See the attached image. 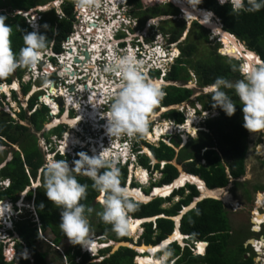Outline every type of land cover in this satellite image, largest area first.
I'll return each mask as SVG.
<instances>
[{
    "label": "trees",
    "instance_id": "16d2710c",
    "mask_svg": "<svg viewBox=\"0 0 264 264\" xmlns=\"http://www.w3.org/2000/svg\"><path fill=\"white\" fill-rule=\"evenodd\" d=\"M49 1L53 0H42L41 2L38 0H0V16H6L7 20L5 23L12 28V49L17 54L24 46L23 35L33 31H39L46 35L50 41V48L55 52H62V42L72 33L76 19L73 0L63 1V16L56 13V9L39 12L41 20L38 30L30 27L25 16L17 13V11H25L37 5H45ZM129 2L135 4L134 8L138 10L136 14L140 17L142 23L146 19L152 18V16L142 17L145 11L142 9V4L139 3V0H129ZM177 6L180 7L179 5ZM199 6L200 8L213 11L220 18L224 28L237 38L245 41L247 49L256 52L264 62V9L255 13H241L237 16L232 14L230 4L221 6L218 0H203V3ZM160 14L167 15L169 13L162 10ZM186 19L190 21V19ZM218 23L221 27L220 22ZM194 24L200 29V40L211 42L208 30L197 22H194ZM45 25H47V29H45ZM161 28L165 34H170L171 43L178 42L185 31V25L172 26L171 29ZM220 39L223 46L216 42L211 48L204 47L200 53H198L200 48L191 33H187L186 38L177 44L180 55L175 59L166 76V80L172 82V84L164 87L165 95L162 97V106L158 105L155 107L154 113L160 112L163 108H166L165 106H179L185 102L195 105V102H199L204 109H216L219 114L208 118L204 123L206 130H199L197 137H190L183 146L181 145L180 135L171 137L172 145L163 140H160L159 144L155 145L147 143L145 138L140 139L158 162L152 166L151 159L145 154H140L138 155L139 164L147 169L152 168L150 169L151 173L153 170H158L161 173L159 180L152 182L149 189L143 190L147 194L151 192L153 187L168 185L179 176L178 167L171 163L173 160L181 164L186 172L198 175L210 189L227 186L231 178H237L244 173L248 131L243 127V112L239 99L233 93H229L237 104L236 114L229 118L219 108H213L210 93H200L196 100L192 101L191 98L195 90L185 85L192 80V73L195 75L197 85L200 88L211 85L218 77L230 80L241 78L239 73L231 71L229 64V61L237 62L240 60L221 54L218 51L221 48L223 53L237 57L239 55L237 50L228 40L221 36ZM151 72L152 75L155 74L160 77V71L152 70ZM24 73L25 69H18V77L22 78ZM13 77L14 73L6 78H0V83L11 82ZM178 82L185 86L176 85ZM27 89L28 87L24 84V92ZM54 92L53 89L52 93ZM46 96L54 101L49 94ZM14 97L16 98L15 92ZM37 100L36 97L30 100L29 109H22L19 113V120H16L10 112L0 111V147H10V150L0 149V166L7 159L8 153L12 152V158L4 166L0 167V182L6 179L10 181L7 187H0V200L10 199L16 202L26 192L25 200L28 204L33 202L36 213L34 214V211L29 206H25L24 210L26 209L28 212L23 213L21 211L18 217L14 219L13 228L8 233L13 236L11 238L14 243L15 257L11 262L6 259L5 249L7 243L0 239V264H46L44 260L45 252H41V249L45 247L52 249L53 246L62 262H64L66 257L68 264H89L91 258L87 253L81 252L80 245H72L70 243L63 254L59 252L62 241L67 240V237L59 228L60 210L47 199L42 187L45 156L39 147L37 134L32 132L28 125L20 122L24 120L29 122L37 132L44 128L47 117H49V108L45 105H42L40 109L35 108L38 103ZM32 108L34 110L29 114ZM166 109L162 112L164 113V118L171 119L176 124L185 122V114L183 112L177 108L170 109L168 107ZM65 129L60 126L52 129V131H44L43 133L48 136L49 132H55L58 136H62ZM150 130L151 127L149 126L148 131ZM15 145L19 147V150L14 148ZM178 147L180 149L177 152L176 148ZM135 150L138 149L135 148ZM81 152L90 156L88 151L77 149L72 159L71 165L73 167L74 162L80 159L79 153ZM57 158L58 160H63L64 157L58 154ZM161 162H165L162 169H160ZM120 172L121 183L126 185L127 166L120 164ZM38 178L41 181L40 185L35 189L30 188L32 182L37 181ZM77 179L81 184L89 185L87 199L82 201V203L92 207L94 212L96 205L101 208L100 203L97 201V197L100 194L91 188L92 181L88 177L79 174ZM131 187H140V185L133 181ZM186 190H190V193L182 198ZM198 195L199 191L196 185L186 184L183 188L175 190L170 197H158L147 203L142 202L139 210L132 213L130 217L140 219L160 216L155 223L143 224V241L155 246L172 235L174 221L169 217L178 215L183 210V207L188 206ZM176 196H179L180 199L173 202L172 206H163L165 202H170ZM15 208L18 209V207ZM163 214L165 217H161ZM0 227H2V224H0ZM95 227L99 230L100 235L104 236L103 241H132L129 233L124 236H118L111 230L110 225H106L100 220L95 224ZM231 229L230 213L223 202L214 198H205L199 201L196 207L187 211L180 223L181 232L190 235L188 242H208L205 254H193V251L189 246H186V243L184 249L177 242L168 244L169 246L165 247L173 250L174 255L171 260L175 259L174 264H255L253 255L246 257L249 249L244 246L243 240L236 243L234 248L229 247L233 238L230 233ZM254 229L258 231L259 225H256ZM49 231L55 235L51 242L46 236ZM15 234L19 235L18 238ZM253 241L254 239L251 243ZM261 242H264V238ZM86 243L93 251L97 250L96 245H94L95 242L92 243L91 240H87ZM198 246L199 250L203 252L204 243H199ZM110 252L111 247L101 251L105 257L98 264H134V259L137 256L136 250L129 247H120L114 253ZM106 254L109 255L106 256ZM78 257H81V262H76Z\"/></svg>",
    "mask_w": 264,
    "mask_h": 264
},
{
    "label": "clouds",
    "instance_id": "9594fccd",
    "mask_svg": "<svg viewBox=\"0 0 264 264\" xmlns=\"http://www.w3.org/2000/svg\"><path fill=\"white\" fill-rule=\"evenodd\" d=\"M73 2L77 8L89 6L91 4V0H73ZM187 2L195 9L203 3V0H187ZM218 2L221 6L230 4L232 14L237 16L241 13H255L264 9V0H218ZM203 9L204 8H201V10ZM39 10H42L39 12L46 11V9ZM75 13L77 18L76 9ZM6 20V16H0V78L10 76L17 69H33V71H37V73L41 72L37 66L40 65L43 58L47 57L49 50L50 57H52L53 60L58 58L57 52L50 49L48 37L39 31L25 33L23 35L24 46L20 49L18 54L14 52L11 40L12 28L5 23ZM44 27L47 29V25ZM208 29L211 28L208 27ZM70 35L68 37H70ZM186 36L182 40H184ZM217 36L219 37V35ZM145 44L148 47H139L141 51L136 48L133 55L125 52L124 54L114 57L110 63L105 66L107 72L119 78L116 91L109 94L111 103L107 113V132L111 137L125 136L130 140L146 138L149 123L154 115V108L164 96L161 85L149 79L151 77L149 75L151 69L158 68L154 66L151 67V60L146 58V55H152L150 54L151 52H147L152 44ZM155 44L156 42L151 47L152 50L155 49ZM157 45L159 44L157 43ZM144 49H146V51H144ZM132 51H134V49H132ZM224 54L229 56V54ZM155 55L156 58L154 61L161 64L158 51L153 53V56ZM179 55L180 52L178 50L177 56ZM145 61H148L147 65H145ZM229 64L231 71L239 73L241 78L230 80L224 77H218L211 85L204 88L206 92L211 94L213 108H219L229 118L234 116L237 111V104L232 95L229 94L233 93L235 97L239 99L242 108L244 120L243 127L250 133H264V62L258 63L256 61L248 62L242 60L237 62L229 61ZM51 66L52 64L50 63V67ZM35 68L36 70H34ZM158 70L161 71V69ZM192 75V80H194L196 77L193 73ZM193 82H197V80L195 79ZM44 83L47 86L50 82L45 80ZM171 83L172 82L169 84ZM46 106L48 105L46 104ZM48 108L50 111L51 108L49 106ZM192 109L198 111V115L205 113L202 122L203 128L199 130H206L204 127L206 120L218 116L219 114L218 110L204 109L201 105H198V108L193 106ZM195 115L196 114H194V116ZM188 117L189 116H186L185 122L179 125H186ZM191 126H194V123H192ZM168 140L169 143H166L172 145L170 139ZM185 143L186 141L184 144ZM86 151H88L90 156L87 153H79L80 159L74 162V167H70L66 160H57L54 157L46 158L43 166L42 187L47 199L60 210L59 228L64 233L65 237H67L68 241L72 245H80L81 252L83 249L85 251L83 252L87 253L91 259L99 254L98 258L101 257L99 259V261H101L104 259V255L99 252V250L103 251L110 247V244L108 245L106 241H103L104 236L96 238V236L92 235V238L97 239L91 241L97 244L96 252L84 248L86 238L89 237L88 235L91 231L90 217L94 209L82 203V201L87 199L89 185L81 184L77 179V175H84L92 181L91 188L100 194L97 199L102 209L101 211L95 212V215L102 223L110 225L111 230L118 236H124L128 233L130 235V218H132L130 215L139 210L142 200L137 192L131 190L127 185H122L120 178V156L110 154L108 148L104 149L96 156H92L88 149ZM144 154L151 159L147 153L144 152ZM126 157L127 160L125 163H127L128 168L132 156L129 154ZM156 163L157 162L154 164ZM161 163L162 166L165 165V162ZM141 168L144 167L142 166ZM144 169L147 171L149 170L147 168ZM4 181L7 183L10 182L8 179ZM22 195L24 196L25 194L23 193ZM171 195L169 194L167 197ZM1 203H4L3 200H0V204ZM17 206L18 205H16V207ZM15 210L18 209L15 208ZM142 226L143 224L141 227ZM12 228L13 227L10 226L8 231ZM8 231L4 238H0L4 240L5 243L13 242L11 238L13 236L10 235ZM183 236L186 246H189L192 251H196L195 255L205 254L208 246L207 241L188 242L190 235L184 234ZM174 242L182 246L179 241ZM199 243H204L205 245L203 252L198 250L197 245ZM246 245L249 246V243L247 242ZM159 252L161 255L158 259L161 261V264H167V261L174 255L173 250L168 247H164L161 251L156 252V257ZM5 256L7 259L8 251L6 252V249ZM14 257L15 253L7 260L11 262ZM174 260L175 259H173V261Z\"/></svg>",
    "mask_w": 264,
    "mask_h": 264
},
{
    "label": "rangeland",
    "instance_id": "374dc122",
    "mask_svg": "<svg viewBox=\"0 0 264 264\" xmlns=\"http://www.w3.org/2000/svg\"><path fill=\"white\" fill-rule=\"evenodd\" d=\"M38 1L41 2L42 0H38ZM63 1L64 0H61L60 1V5L58 4V6L55 8L57 10V13L60 16L64 15L63 11H62V3H63ZM115 1L116 0H91V4L89 6L83 7L85 9V13L84 14H85V21H87L86 23H83V21H84L83 17L84 16L82 14V10H84V9L83 8H77L75 6V9L77 11V18H76L77 20L74 21L73 31L74 32L77 31V32H76L75 37L73 39H71L70 42L68 43L69 47H72L73 51L69 52L68 49H65L64 48V44L62 42V45H61L62 52H60V53L57 52L58 58L56 60L62 62L63 65L68 64L65 67H68L67 69L71 70L70 66H71V63H73V57L75 55H78L79 57H84L83 53L78 51L77 46L80 45V44L81 45L86 44L87 45L86 50L88 51L90 49V45L89 44L92 43L91 39L93 40V42H95L97 40L94 37H96L97 35H102V34L99 33V28L106 29V28H108L106 26V24H108V23L111 24V23L115 22V24H117V25L112 27V31H113L114 35H112V36H110V38H108V42L113 44V51H111V49H110L111 46L107 42L104 43L105 47L103 46L101 51H100L99 60H104V61L107 60L108 62L107 63H101V62L96 61L98 63V65H97V63H93L95 65L90 66L91 68H89L88 70L86 68H83V69L87 70L86 73H89V74H92V75L94 74V71L99 68L97 75L94 76V78H95V80L93 82V86L94 87L99 86L100 84H102V81H101L102 78L106 77L105 79H106L107 89L109 91H112V92H114V90L116 91V86L118 84L119 78L116 77L114 74H111L110 72L105 71L104 67L107 64L110 63V61H111L110 60V57H111L110 54L111 53L114 54V55H112V59L114 57H117V56L121 55V54H124L125 52L130 53V54L133 55L132 49H131L132 47L127 45V48H125V46H124L125 43L121 42V40L118 41L116 39L117 38L116 35L119 34V33H123L125 28H130V29H136L137 27L138 28H142V30H143L142 31L143 32L142 36H143V38H144V40L146 42L150 43L154 39V41L151 42V44H152V45H150L151 47L154 45L155 42L159 44V45H157L156 49L152 50L151 47H150V49L147 52L148 53L151 52L150 54H152V55H153V53H156V51H158V53H159V57H160L159 60H161V64L157 63L156 67L158 69H161L162 74H160L161 77H159L156 80L153 78V80L158 82L161 85V88H162L163 92H164V87L166 85H169V83H170L169 81H166V76H167V74L169 72L170 66L172 65V63H174L175 59L178 57L177 56L178 55V51L177 50H179V48H178L177 43L180 42L187 35V33H191L192 37L195 40V42L198 44V46L200 48L198 50V53H200L201 50L204 47H206V46L211 48L212 46H214L216 44V42H219L222 45V42L220 41V36L219 37L217 36L219 34L216 33L212 28L208 29V27H210V26L206 25L205 23L203 25L202 24L203 23L202 22V18L192 19L190 21H188L187 19H184L183 16H185V14H184L183 10L180 7L177 8V5L169 2V0H139V3L142 4V9L145 11L142 14V17H148V16L149 17L150 16L153 17V18H151L149 20V22L146 23V25H143L142 21L140 20V17L136 14V12L138 10L134 8L135 4L130 3L129 0H122V1L121 0H117L118 5H117V8H116ZM94 2H95V5H94ZM49 3H52V2L51 1L47 2L45 5L40 7V9H46V11H48L49 9L47 8V5ZM98 4H99V6H98ZM169 6H172V7H169ZM38 7L39 6H36V8H38ZM98 7L103 9V12H101L100 19L97 22H95L94 19H91V15H93L91 12H92V10L93 11H98ZM198 8H200V6H198ZM110 10H112V12L115 13L116 15H114L112 17H108L106 19L105 15H109L110 12H108V11H110ZM162 10L167 11L169 14L161 15L160 13H161ZM0 11H1V9H0ZM104 12H106V13L108 12V14H106ZM88 15H90V16L88 17ZM115 17H117V19H114ZM90 20H93L95 22V25H96V29L95 30H91L90 29V28H92L90 26L92 23H89ZM150 21H151V23H150ZM194 22L199 23L200 25H202L204 28H206L208 30V32L210 34L211 42L208 43V42H206L203 39L200 40V38H199L200 29L197 26H194L195 25ZM177 25H185V31L183 32V35L180 37V40L178 42L171 43L170 42V37H171L170 34H165L161 30L162 29L161 27H166L168 29H171L172 26L177 27ZM82 26L84 27V31H85V32H83V35H82V29H83ZM206 26H208V27H206ZM86 30H88V31H86ZM110 31H111V29H110ZM125 31H126V29H125ZM89 32L92 33L91 39L88 37V33ZM106 39H104V41H106ZM239 40H241V39H239ZM241 42H243V41L241 40ZM243 44L246 45L245 42H243ZM144 46L148 47L146 44ZM81 48L83 49V47H81ZM50 49H52V48H50ZM220 50L221 49L219 48L218 51L221 54H223ZM110 51H111V53H110ZM179 52H180V50H179ZM90 55H91V53H90ZM230 57L237 58L235 56H230ZM170 59H174L173 62ZM52 60L53 59H52V57H50V50H49V52L47 53V57L43 58L42 61L40 62L41 66L40 65L37 66L38 69L41 72L37 73L36 71H33V69H25V73L23 74V77L21 79L20 78L19 79L15 78L12 81V84L11 83L10 84H6L4 82L0 83V111L1 110L7 111V112L9 111L11 113V115L16 120H19L20 119L19 113L22 111V109H29L30 100L35 98V97L38 99L37 100L38 103H37V105H35V108L40 109L42 107V105L46 106V104L51 107V105H49L44 100H42L43 96L49 94L50 97L55 102H57L58 110H57V112H54V110H53V114H51L50 111H49V117H47V121L45 123L46 130H44V128H43V129H41L40 131L37 132L35 130V128H33V126L29 122H27L25 120L24 121H20L21 123H23L25 125H28L31 128V131L37 134L39 147L41 148L42 152L44 153L45 160H46V158H48L47 154L49 152L55 151V149L57 147L56 143H57L58 135L55 132H49L50 134L47 136L43 132L44 131H49V130L52 131V129H55V128L60 127V126L66 128L63 131L64 132L63 135H65L67 137L69 136L70 138H72V137H74L75 139L78 138L77 139L78 141L82 140V143H83L82 144L83 145L82 149H84L85 151L88 149V150H90V152L93 151L94 154H97V153H99V151H97V150L94 151L92 149L93 145L94 144L95 145L98 144V142L101 140V137L104 136L103 134L105 132H102L99 129L95 131V129H93L94 128V126H93L94 124L92 122H90V120L88 122H86L87 120L84 121L83 119H82L83 121L80 120L81 122L78 121L77 122L78 123V127H79L78 129H76V127H73L71 124H69V125L66 124L67 122L66 123L61 122L62 124H59V125L57 124V125H54V126H48L49 124H51L50 123L51 121H53L57 117H60V116L62 117L63 114L64 115L66 114L68 108L65 111L63 110V106L65 107V101L63 99H67V96H68V95L66 96V94H71L72 98H74L76 100V104L78 103V106H76L75 101L72 104L73 107H71L70 112H68V114H67V116L70 117V118L75 119V118L79 117V107H84V108H87L89 106L93 107V105H91L90 102H89L88 91L87 90L85 91V89H83V90L80 89V87L83 86L82 84L77 85L75 90H78V91H73V92L68 91L67 86H69V85L66 84L65 86H62L63 89H61L57 94H51L50 93L51 91L49 92V90L44 92L43 88H46V86L43 87V88L42 87H36L41 82V79L49 77L50 74H48L44 70L47 68L48 65L50 66V63L52 65H55L56 60L55 59H54L55 61L54 60L52 61ZM147 62L148 61H145V65H147ZM79 67L82 68L83 66L80 65ZM158 69L153 68V69H151V71L152 70L159 71ZM51 71H53V70H51ZM151 71L149 72V75L151 74ZM161 71H160V73H161ZM16 72H18V69L14 73H16ZM83 73H85V72H83ZM60 74L64 75L63 77L65 79L67 78L66 75H68V74H66V72H64V67L61 68ZM89 74H87V75H89ZM148 78H149V76H148ZM149 79H151V77ZM164 80H165V82H164ZM15 81H18L19 88L18 89L15 88V90H14L11 87H13V84H14ZM66 82L71 84L72 82L74 83L76 81L72 80L71 78H69V79L66 80ZM115 82H117V83H115ZM30 83L33 84L32 85V89L28 93L24 92L23 85L25 84V86L28 87ZM5 85L9 86V91L8 92L5 90V87H6ZM176 85L180 86V85H183V84L181 82H178ZM185 85H186V87L188 86V87H191V88H193L195 90V93L193 94V96L191 98L192 101H195L197 96L201 92H206L205 91L206 89L200 88L197 85V82H193V80L187 82ZM185 85H183V86H185ZM63 91H65V92H63ZM14 92L16 94V98L14 97ZM100 94L103 95L102 93L99 92L97 97H96V99L99 98ZM164 95H165V92H164ZM85 96H86V99H88L87 103L85 102V100H80V97L84 98ZM56 98H59L58 101H56ZM59 100H60L61 103L59 102ZM110 103H111V99H110V101L108 103H106L103 106H101V111L100 112L99 111H95L97 114L101 113V117L103 118V119L97 121L99 124L100 123L104 124V121L107 119V117L104 115L105 114L104 111H106L108 113V111H109L108 106H110ZM161 103H162V99L156 105V107L158 105L162 106ZM59 104H60L61 107L59 106ZM92 104H95V102L92 101ZM198 105H200L199 102H195V105H192L189 102H185L184 104L179 105L177 107L178 110H180L181 112H183L185 114V117L189 116L188 120H189V118L191 120L190 122L187 121L186 126H181V125L177 124V125H179V127H175V124H176L175 121L172 120L175 123L174 124L171 120L163 117L164 113H162V112L165 111L164 109H162L158 113H154L153 118L151 119V121L149 123V126L151 127V131L147 132V136L145 138L146 142L158 145L159 141L163 140V141L169 143L168 139H171V137H174L176 135H180L181 145L182 144L184 145V141L185 140H186V143H187V141L190 139V137H197L199 129L203 128V126H202L203 123L202 122H203L204 114H205V113H201L200 115H198L197 114L198 111H195V110L192 109L193 106L198 108ZM166 108H168V107H166ZM33 110H34V108H32L29 111V114ZM55 113H57V114L55 115ZM194 114H196V115L194 116ZM165 121L170 122V124H171V126L173 128V129L171 128V131H170L171 133L170 132L165 133V134L161 135V137L159 139L151 138V134H152V132H154L153 130H154L155 126L156 125H162V123H164ZM58 123H60V122H58ZM158 123H160V124H158ZM192 123H194V126H191ZM103 126L104 125H101L100 127H103ZM65 132H68L69 135H66ZM71 134H74V135H71ZM253 134H255V133H253ZM124 137L125 136L115 137V140L112 139V138H108L110 140H107V142L105 143V145L103 147H105L108 144H111V149L108 148L109 149L108 150L109 153H111L113 151L116 155H118L117 152L121 153L122 152L121 149L118 150L117 147L113 148L112 144H114L115 142L117 143V140L123 139ZM165 137H166V139H165ZM94 140H95V143L93 144ZM128 140H129V143H132V146L135 143V147L134 148L133 147L132 148L127 147L125 149L126 153H123V152L121 153L124 156H127L129 154H130V156H132L133 149L135 150V148L138 149V150H135L137 152L136 154H138V155L144 154V152H147L146 151L147 149L149 150V148L145 147L146 145L143 144V142L141 140H130L129 138H128ZM136 143H137V145H136ZM114 146H115V144H114ZM262 146L264 147V144ZM97 147H98V149H100L101 148L100 144L97 145ZM14 148L19 150V147L16 146V145L14 146ZM145 148H147V149H145ZM0 149L10 150V147L9 146H1ZM65 149H66V147L62 148V151H64ZM74 149L76 150V149H78V147L77 148L75 147ZM179 149H180L179 147L176 148V151L178 152ZM251 149L253 150L254 146H252ZM256 152H257V150H255L254 155H256ZM250 153H251V155L253 157V153H252L251 150H250ZM57 155H58V153L55 155L54 158L58 160ZM62 156L64 157L63 160H66L69 163L70 167H73L71 164H72V159H73L74 156L72 155L71 151L68 154L62 155ZM49 157H51V156H49ZM11 158H12V152L8 153L7 159L5 161L10 160ZM128 158H129V156H128ZM128 163H129V161H128ZM154 163L155 162H153L151 160V165L152 166L154 165ZM172 163L175 164L178 167V169H183V166L181 164H178L176 160H173ZM132 164L134 166L133 168L135 170V173H134V170H133V173L132 172L131 173L128 172L127 182H129L130 175H132L133 178H132L131 183L133 181L138 183L141 186L142 190H144V191L146 189H149V187H150L152 182H154L156 180H159L160 177H161V173L158 170H153V172L150 173V169H152V168H150L148 170V176L146 177L147 182H145L143 184V183H141L139 178L136 176V175L140 174L143 171L141 169L142 166L139 164V156H137V157H136V155L132 156L131 163L129 164V166L127 168L128 171H129V169H130V171L132 170L131 169L132 168ZM123 165L127 166V163H124ZM162 168H163V166H162V163H161L160 169H162ZM250 168L252 169L253 172L256 171V168L251 167V166H250ZM250 176H252V172H250L249 176L247 175V177H250ZM254 178L255 177H253L251 180H254ZM248 181L249 180H246V182H248ZM40 183H41V181L38 178L37 181H34L32 183V187L35 189V188H37L40 185ZM9 184L10 183H7L6 181H2V182H0V187L1 186L7 187ZM245 185H246L245 183H242V184L239 183L238 185H236L237 188H235V187L232 186V183L229 182L228 185L226 186L228 188H226L225 190L222 191L223 194H224L222 196V198L224 199V201H226V203L223 202V204L225 205V208H227V210L230 213V224L232 226V229L230 230V233L232 234L231 236L233 238H232V242H231L229 247L234 248L236 243H239L240 240H243L244 241L243 242L244 246L249 249L248 253H250V255L255 256V254H252V253H254L253 251H252V253L250 252V250L252 249L251 246L245 245V243L248 241L246 238L249 239L251 237V235L252 236L255 235V234H252L250 232V226H251V229L253 230L256 225L258 226L260 224V226H261V224L264 223V221L262 222V219L264 218V212H263L261 207L260 208H256L254 210V216L251 219V224H250V217H251V211H252L251 210L252 209V202L250 201L251 200V193L248 190H244L243 189ZM159 187H162V186H159ZM243 191H244V193H247V194L244 195ZM24 193H26V192H24ZM189 193H190V190H186L185 191V195L182 196V198L185 197L186 195H188ZM24 196L21 195L20 199L18 201H16V202H13L10 199L3 200L4 204L7 206L8 211H6L5 213L1 212L2 210L0 208V217H1L0 218V224H2V227L0 229V238H4L6 236L8 228L10 226L13 227L14 219L18 217V215H19V213L21 211L23 213L24 212L25 213L28 212L26 209L24 210L25 206H27V207L29 206L34 211L33 202L28 204L27 201L25 200ZM225 196L229 197V199L226 200ZM155 198H158V197H155ZM155 198H153V199H155ZM177 199H180V197L176 196V197L172 198V200L170 202H165L163 204V206L164 207H170V206H172L173 202L177 201ZM97 201H98V199H97ZM144 203H147V202H144ZM239 203H240V205H239ZM16 205H18L17 206L18 210H15ZM258 206H259V204H258ZM101 210L102 209L99 206L96 205L95 212L101 211ZM95 212L92 214V216L90 218L91 219L90 220L91 231H90V233L88 235L89 237L86 238V241L87 240H91V241L92 240H97L95 238H92V235L96 236V238L101 236L100 233H99V230L95 227V224L99 221V218L95 215ZM34 214H36L35 211H34ZM173 217H175V216H173ZM154 228H155V224H154ZM141 229L138 230V232H136V233H134L132 231V234L129 231L130 235H132V238H131L132 241H136L137 243L138 242L139 243L144 242L143 239H142V235L144 233V226H142ZM263 229H264V227H263ZM239 230L241 232H243L244 235L240 236L238 234L239 235V237H238L237 236V231H239ZM259 233H261V232H259ZM263 233H264V231H263ZM15 235L18 238L19 235L18 234H15ZM46 236H48L47 238L51 242V240L54 238L55 235L51 231H49ZM256 236L257 235H255V238H256ZM86 241H85V243H86ZM106 242L109 243L110 247H111V245H114V242H116V241H112L111 242L110 240H107ZM253 242H256V241L254 240ZM85 243H84V248L86 249ZM184 244H185V242H184ZM263 244H264V242H263ZM69 245H70V242L68 241V239L67 240H63L61 245H60L59 252L61 254H63L68 249ZM94 245H96V243H94ZM13 246H14L13 242H7L6 252L8 251V257H7L8 260L10 259L11 255H13L15 253V249L13 248ZM138 246H141V245H138ZM87 247H89V246L87 245ZM184 247H186V246L182 245L181 248L184 249ZM55 250L56 249H55L54 246L52 247V249H49L47 247L41 249V252H45V259H44L45 263L46 264H68L67 258L65 257L64 258V262H62L60 260V258L58 257V254L55 252ZM83 251L84 250L82 249V253L85 252V251L84 252ZM99 252H101V251L99 250ZM248 253L246 254L247 257L250 256V255H248ZM143 254H147V253L144 252ZM193 254H196V251H193ZM98 255L99 254H97V256L95 258H92L89 261V264H98L99 263V259L101 258V257L98 258ZM108 255L109 254H106V256H108ZM140 255H142L141 252H140ZM160 255H161V253L159 254V256ZM157 256H158V254H157ZM256 258H257V256H255V259ZM81 261H82L81 257L76 258V262H81ZM134 264H137L136 263V257L134 259ZM167 264H174V261L171 260V258H170L167 261Z\"/></svg>",
    "mask_w": 264,
    "mask_h": 264
},
{
    "label": "bare ground",
    "instance_id": "6f19581e",
    "mask_svg": "<svg viewBox=\"0 0 264 264\" xmlns=\"http://www.w3.org/2000/svg\"><path fill=\"white\" fill-rule=\"evenodd\" d=\"M122 1V0H121ZM172 1V2H171ZM112 2V1H111ZM169 2H171V3H175L176 5H179L180 6V8L184 11V13H185V17L186 18H188V19H190V20H192V19H196V18H202V22L203 23H205L206 25H208V26H210V28H212L216 33H218L221 37H223L224 39H226V40H228L229 41V43L237 50V52H238V54L239 55H243L245 58H246V61H248V62H251V61H256V62H258V63H261L262 61V59L259 57V55L256 53V52H254V51H251V50H249V49H247V47L243 44V42H241V40H239L236 36H233V35H230V34H228V33H226V32H223L222 30H221V27L219 26V21L213 16V14L211 13V12H208V11H206V9H203V10H199V8L197 7V8H192V6L186 1V0H169ZM60 2H57V6H58V4H59ZM115 3H116V8H117V5H118V2H117V0L115 1ZM121 3V2H120ZM60 5V4H59ZM178 7V6H177ZM85 11V9L84 10H82V14H83V20H84V23H86L87 21H85V14L83 13ZM108 12H110V14L109 15H105L106 16V18H108V17H112V16H114V15H116L115 13H113L112 12V10H110V11H108ZM108 12L106 13V12H104V13H106V14H108ZM94 13L96 14V12L94 11ZM93 17V15H91V18ZM114 19H117V17H115ZM117 21V20H116ZM95 23H92L91 24V27L92 28H90L91 30H95V28L96 27H93V25H94ZM117 24H115V22L114 23H111V24H106V26L108 27V28H106V29H102V28H99V33L100 34H102V35H97L96 37H94V38H96V40L97 41H95V42H93V40L91 39V37H92V33H88V37L91 39V41H92V43L91 44H89L90 45V49L88 50V51H90V53H91V55H90V62H89V65H91L92 63H97L96 61L97 60H99V57H100V51H101V49H102V47L105 45L104 43H108L111 47H112V43H109L108 42V38L110 37V36H112V35H114L113 34V31H112V27L113 26H116ZM98 28V27H97ZM111 29V31H110V29ZM89 30V29H88ZM88 30H86V31H88ZM107 38V39H106ZM131 38V37H130ZM104 39H106V41H104ZM105 47V46H104ZM111 47H110V49H111ZM246 47V48H245ZM76 48V47H75ZM246 49V50H245ZM111 51H113L112 49H111ZM111 51H110V53H111ZM151 51V50H150ZM66 53V52H65ZM132 53H133V51H132ZM65 55V54H64ZM63 55V56H64ZM112 55H114V54H110V60H112ZM62 56V57H63ZM83 59V58H82ZM101 59V58H100ZM89 60V59H88ZM62 63V62H61ZM62 65H63V63H62ZM66 65H68V64H66ZM66 65H64V66H66ZM93 65H95V64H92L91 66H93ZM97 65H98V63H97ZM98 68V67H97ZM105 68V67H104ZM63 70V69H62ZM98 70H99V68L97 69V70H95L94 71V74H93V76H96L97 75V73H98ZM106 71V70H105ZM64 72H66V68H64ZM66 74H67V72H66ZM112 74V73H111ZM102 76V75H101ZM82 77V76H81ZM106 78V77H105ZM105 78H102V84H100L99 86H96V87H94L93 85H92V83H88V85L85 87V86H81L80 87V89L81 90H83V89H85V91L87 90L88 91V97H89V102H90V104L91 105H93V107H87V108H84V107H79V117L78 118H75V119H73V118H70V117H68L67 116V114H68V110H69V105L70 104H73L74 103V101H75V104H76V100L74 99V98H72V96H71V94H66V96H67V99H66V105H67V108H68V110H67V112H66V114L65 115H62V117L60 116V117H57L56 119H54L53 121H51L50 123L51 124H49L48 126H54V125H57V124H59L58 122H67L68 124H71L73 127H76V129H78L79 127H78V121H80V120H82V119H84L85 121L87 120V121H89L90 120V122H92L94 125V128L93 129H95V131L96 130H100V131H105L106 133H107V135H109L108 134V132H107V119H106V122L104 121V123H105V127H104V129L103 130H101V128L102 127H100V125H99V123L97 122L98 120H97V118H98V115L99 114H97L95 111H101V106H103L104 104H105V100H103V99H105V95L108 93V89H107V85H106V79ZM110 81V80H109ZM116 81V80H115ZM86 83V84H87ZM115 83H117V82H115ZM114 85V84H113ZM6 86V85H5ZM111 86V85H110ZM4 87V86H3ZM12 89H15V88H19V83H18V81H15L14 82V84H13V87H11ZM91 88V89H90ZM5 90L8 92L9 91V86H6L5 87ZM106 90V91H105ZM115 91V90H114ZM63 92H65V91H63ZM102 93L103 95H101L100 94V96H99V100H102V101H100V102H98L97 101V99H96V97H97V95H98V93ZM42 100H44L46 103H48L49 105H51V107L53 108V110H54V112H57V110H58V104L56 103V102H54V101H52V100H50L46 95L45 96H43L42 97ZM78 100V99H77ZM92 101H94L95 102V105L94 104H92ZM89 104V103H88ZM77 106H78V103H77ZM78 109V108H77ZM164 110H167L166 108H163ZM78 111V110H77ZM105 113V114H104ZM103 114L107 117V112L105 111ZM69 118V119H68ZM86 121V122H87ZM191 120H190V118H189V120H188V122H190ZM158 124H160V123H158ZM181 126H186V125H181ZM99 127V128H98ZM176 127V126H175ZM171 128H172V126H171V124H170V122H168V121H165L164 123H162V125H156L155 126V128H154V132H152V134H151V138H154V139H159V137L161 136V135H163V134H165V133H168V132H170L171 131ZM173 129V128H172ZM171 133V132H170ZM74 135V134H73ZM98 137V136H97ZM101 137V136H100ZM78 139V138H77ZM77 139H75L74 137H72V138H68L67 139V143H66V145L67 146H63V148L64 147H68V145L69 146H71V143H76V142H78V140ZM98 140V139H97ZM186 141V140H185ZM95 143V140L93 141V144ZM83 144V143H82ZM115 144V146L116 147H119L120 145L118 144V143H114ZM102 144H100V146H101ZM146 147V146H145ZM148 148V147H147ZM147 148H145V149H147ZM94 151L95 150H99L98 149V147H97V145H93V148H92ZM102 149V148H101ZM109 150V149H108ZM122 151H125L124 149L122 150ZM147 152H145V153H147L148 155L150 154V156L152 157V154H151V152H150V150H146ZM122 153V152H121ZM124 153H126V151L124 152ZM119 154V153H118ZM153 162H155V160L153 159ZM134 166H133V164H132V170L130 171V169H129V171H130V173L132 172L133 173V170H134V168H133ZM143 171L140 173V174H138V175H136L138 178H139V180L141 181V183H145V182H147V180H146V177L148 176V171L147 170H144L143 168H141ZM134 173H135V170H134ZM132 175H130V179H129V182H128V187L131 189V190H133V191H135V192H137L138 194H139V196H140V198H141V200L142 201H144V202H147V201H149V200H151L152 198H155V197H167L169 194L171 195L172 194V189L173 188H178V187H180V186H182V185H186L187 184V182H191V183H196L197 185H196V187L198 186L199 187V189L202 191V194H201V197H218V198H221L223 201H224V199L222 198V196L224 195H222L221 196V194H222V191L223 190H225L226 189V187L225 188H223V189H214V190H210V189H208V188H206V186H205V183L203 182V181H201L200 179H199V177H196V176H194V175H189L188 173H185V172H182L181 174H180V176H179V178L175 181V182H173L172 184L170 183V184H168V185H164V186H162V187H156L155 189L153 188V190H152V192H151V194L149 193L148 195H147V193H145L143 190H142V188L141 187H139V188H133V187H131V181H132ZM25 194V193H24ZM225 199L226 200H228L229 199V197H227V196H225ZM225 203H226V201H224ZM1 207V212H6V211H8V209H7V206L4 204V203H2L1 205H0ZM185 210H187V208H185ZM185 210H183V211H185ZM3 215V214H2ZM181 216V215H180ZM1 218V217H0ZM5 218V217H4ZM175 219H176V221L178 222V220H179V216H176L175 217ZM144 221L142 220V219H131L130 220V232H131V234H132V231L134 232V233H136V232H138V230H140L141 229V225H142V223H143ZM257 224V223H256ZM255 224V225H256ZM260 226V225H259ZM255 228V227H254ZM142 230V229H141ZM254 231H255V229H253ZM260 231V228H259V230L257 231V232H259ZM251 239V241L253 240V238L251 237V238H249V240ZM263 239V238H262ZM176 240H178L179 242H181L182 243V245L183 246H185V244H184V240H183V235H182V233L179 231V229H176L175 230V232L172 234V235H170L166 240H164V241H162V242H160L159 244H157V245H155V246H147V247H145L144 245H142V243H140V244H138V245H141V246H138L137 244H136V246H135V249L137 250V251H139V252H141V254L142 253H146V251L148 252V253H150V255H139L138 257H137V259H136V261H138L139 262V264H161V261L158 259V257L156 258V257H153V255L155 256L156 255V252H158V251H161L162 250V248H164L165 246H167L168 244L170 245L172 242H174V241H176ZM112 242V241H111ZM109 244V243H108ZM252 244H254V245H256L257 246V249H258V251L259 252H261V249H262V247H263V242H259V243H257V242H252ZM87 243H85V247H86V249L88 250V249H90L92 252H96V251H93V249L89 246V247H87ZM168 245V246H169ZM198 246V245H197ZM205 246V245H204ZM96 247H97V244H96ZM204 249H205V247H204ZM198 250H199V246H198ZM200 251V250H199ZM204 251V250H203ZM201 252V251H200Z\"/></svg>",
    "mask_w": 264,
    "mask_h": 264
},
{
    "label": "flooded vegetation",
    "instance_id": "af4514ba",
    "mask_svg": "<svg viewBox=\"0 0 264 264\" xmlns=\"http://www.w3.org/2000/svg\"><path fill=\"white\" fill-rule=\"evenodd\" d=\"M37 6H39V7L36 8V6H35L33 8L28 9V10L17 11V12H21L19 14H22L23 16H24L23 13H25V12L28 13L29 12L28 16H31V15H34L36 13H39V9H40V7H42V5H37ZM150 19L151 18L146 19L144 21L143 25H146V23L149 22ZM125 29H126V31H125ZM125 29H124L123 33H119V34L116 35V37H117L116 39L118 41L121 40V42L125 43L124 44L125 48H127V45H129L130 47H132L131 49H134V52H135L137 47H145L144 44L145 43H149V42H146L144 40L143 36H142L143 35L142 28H138L137 27L136 29H130V28H125ZM153 41H154V39L151 42H153ZM111 49L113 50V45H112ZM81 50H82V48H81ZM144 51H146V49H144ZM149 57H150L151 61L152 60L154 61V59L156 58V55L155 56L149 55ZM79 59H80L79 61H73V63H71V66H70L71 70H69L70 72L68 70L66 71L68 73V75H66V77H67L66 79L63 77L64 75L60 74V71H61V68H63V67L67 68V67L63 66L60 61L56 60L55 65H52L51 67L48 65L47 68L44 71L47 72L48 74H50L49 77L41 79V82L36 87H42V88L45 87L46 85H45L44 82H45V80H47V81L50 82L48 84L49 86L47 85L46 88H43V91L46 92V91L49 90V92H50L49 88L51 86H53V89H54L55 92L52 93V91H53V89H52V91L50 93L51 94H57L61 89H63L62 86H65L66 84L69 85V86H67V89L70 92L78 91V90H75V89H76L77 85H80V84H82L83 86L86 87L88 85V83L91 81L90 83H92V85H93V82L95 80L94 76L92 74L86 73L87 70L89 68H91L90 66L93 63L91 65H89L88 62H90L91 60H90V58H86L85 56L84 57H80ZM97 61L101 62V63H107L108 62L107 60L106 61L97 60ZM80 65H82L83 67L80 68L79 67ZM83 68H86L87 70L83 69ZM51 70H53L54 72L51 71ZM83 72H85V73H83ZM17 73L18 72L14 73V77H13L12 81L15 78L16 79H19V78L21 79V77H18ZM87 74H89V75H87ZM150 76H151V80H153V78L155 80L158 78L155 74L152 75V72H151ZM69 78H71L72 80H75L76 82H74V83L72 82L71 84L67 83L66 80L69 79ZM12 81L11 82L5 81L4 83H6V84H10L11 83L12 84ZM32 85L33 84H31V83L29 84L28 89L26 91L27 93L32 89ZM58 99L59 98H56V101H58ZM80 100H85V102L87 103L88 99H86V96H85L84 98L80 97ZM98 100L99 99H97V101ZM100 101L101 100H99L98 102H100ZM59 102H60V100H59ZM76 106H77V104H76ZM109 107L110 106H108V109H109ZM63 123H66V122H63ZM66 124H68V123H66ZM44 126H46V125L44 124ZM263 144H264V133H255V134H253V133H250L248 131V135H247V149H246L245 158H244V173L241 176L237 177V178H231L233 180L232 181V186L233 187L237 188L236 185H238L239 183H241V184L245 183L246 185L244 186L243 189L244 190H248L251 193V200L250 201L252 202V209H251L252 211H251V217H250V224H251V219L254 216V210L256 208H260L261 207L263 212H264V147L262 146ZM252 146H254V149L257 150L256 155H254L255 150L251 149ZM250 150L253 153V157H252V155L250 153ZM250 166L256 168V171L253 172L252 169L250 168ZM250 172H252V176L247 177V175L248 176L250 175ZM253 177H255L254 180H251ZM246 180H249V181L246 182ZM156 187H159V186H156ZM156 187H154V189ZM135 188H139V187H135ZM152 190H151V192H152ZM243 193H244V191H243ZM246 194L247 193H244V195H246ZM222 195H223V192H222L221 196ZM221 201L224 202L223 200H221ZM258 204H259V206H258ZM239 205H240V203H239ZM263 221H264V218L262 219V222ZM263 227H264V225L263 226H259V228H260L259 232H261V233H259L257 231L252 230L251 226H250V232L252 234L257 235L256 238H260V236H264ZM238 234L240 236L244 235L243 232H241L240 230L237 231V236L239 237ZM255 235H253V236L251 235V237L254 238ZM246 239L248 240V238H246ZM142 255H144V254L142 253ZM147 255H150V253H148ZM137 257H136V259H137ZM157 257H159V255ZM136 263L139 264L138 261H136Z\"/></svg>",
    "mask_w": 264,
    "mask_h": 264
},
{
    "label": "built area",
    "instance_id": "2783aa9c",
    "mask_svg": "<svg viewBox=\"0 0 264 264\" xmlns=\"http://www.w3.org/2000/svg\"><path fill=\"white\" fill-rule=\"evenodd\" d=\"M94 5H95V2H94ZM98 6H99V4H98ZM81 8H83V7H81ZM84 9V8H83ZM102 10V11H101ZM39 11H42V10H39ZM96 12V14L94 13V11L92 10V14H93V17L91 18V19H94L95 20V22H97L99 19H100V15H101V12H103V9H101L100 7H98V11H95ZM17 13H21V12H17ZM24 15H25V17H26V20H27V23L29 24V26L30 27H32L34 30H38L39 29V27H40V20H41V14L40 13H36V14H34V15H31V16H28V14H29V12L27 13V12H25V13H23ZM90 15H88V17H89ZM102 18V17H101ZM107 19V18H106ZM93 20H90L89 21V23H95ZM83 23H84V21H83ZM83 27V26H82ZM77 32V31H76ZM76 32H72L71 33V35H70V37H68L67 38V40H65L64 42H63V44H64V48L65 49H68V47H69V42H70V40L71 39H73L74 37H75V35H76ZM83 32H85L84 31V27H83V29H82V35H83ZM156 47H157V43L155 44V49H156ZM138 49H139V47H137ZM139 51H141L140 49H139ZM146 58L147 59H150V57H149V55H146ZM171 61H173L174 59H170ZM156 65H157V63L155 62V61H151L150 62V66L151 67H156ZM34 70H36V68L34 69ZM37 72V71H36ZM112 91H108V93L105 95V99H103V100H105V104L106 103H108L109 101H110V93H111ZM115 92V91H114ZM64 101H65V107L63 106V110L65 111L66 109H67V103H66V99H63ZM59 106H60V104H59ZM50 107V106H49ZM61 107V106H60ZM71 107H73V105L72 104H70L69 105V110H68V112H70V109H71ZM51 108V107H50ZM50 113L51 114H53V108H51V110H50ZM57 113H55V115H56ZM62 115V114H61ZM64 115V114H63ZM101 119H103L102 117H101V113L98 115V118H97V120H101ZM84 120V119H83ZM83 120H81V121H83ZM169 120H171V119H169ZM80 121V122H81ZM85 121V120H84ZM172 121V120H171ZM88 122V121H87ZM105 122H106V120H105ZM173 122V121H172ZM174 123V122H173ZM59 124H61V123H59ZM58 124V125H59ZM175 124V123H174ZM100 126L101 125H104L102 128H101V130H103L104 129V127H105V123L103 124H99ZM175 126H179V125H177V124H175ZM93 128V127H92ZM102 132H105V131H102ZM64 133V132H63ZM66 133V135H69V133L68 132H65ZM71 135H73V134H71ZM104 136H102L101 137V140L98 142V144L97 145H99V144H102L101 145V148L98 150L99 151V153H97V154H94L93 153V151H91V155L92 156H96V155H99L104 149H107V148H110L111 149V144H108V145H106L105 147H103L104 145H105V143L107 142V140H110V139H108V138H112V139H114L115 140V137H111L110 135H107V133L105 132L104 134H103ZM68 138H70L69 136L67 137V136H65V135H63L62 134V136H58V138H57V147H56V149H55V151H51V152H49L48 154H47V157H49V156H51V157H55V155L58 153L59 155H66V154H68L70 151H71V153H72V155L73 156H75V151L77 150H75L74 148L76 147H78V149H82L83 148V145H82V140L81 141H78V142H76V143H71V146H69L68 145V147L64 150V151H62V148H63V146H67L66 145V143H67V139ZM77 138V137H76ZM117 143L120 145L119 147H117V149L119 150V149H121V151L124 149H126L127 147H130V148H134L135 147V143L133 144V146H132V143H129V140H128V138L127 137H124L123 139H120V140H117ZM122 145V146H121ZM112 147L113 148H116V146H114V144H112ZM90 151V150H89ZM123 153L125 152V151H122ZM117 153H119L117 156H120L121 157V163L120 164H124L125 162H126V160H127V157L126 156H124L123 154H121L120 152H117ZM137 152H135L134 151V149H133V152H132V156H135L136 155V157H137V155L138 154H136ZM110 154H112V155H116L113 151L110 153ZM264 225V223H262L261 224V226H263ZM262 238H264V236H260V238H255L254 237V240L257 242V243H259L261 240H262ZM249 246H251V250H250V252L252 253V251L254 252V253H252V254H255V256H257V258L255 259V256H254V263L255 264H264V245H263V247H262V249H261V252H259L258 251V249H257V246L256 245H254V244H252L251 243V241L249 242ZM248 255H250V253H248Z\"/></svg>",
    "mask_w": 264,
    "mask_h": 264
},
{
    "label": "water",
    "instance_id": "95a60500",
    "mask_svg": "<svg viewBox=\"0 0 264 264\" xmlns=\"http://www.w3.org/2000/svg\"><path fill=\"white\" fill-rule=\"evenodd\" d=\"M57 1H61V0H57ZM57 1H51L52 3H49L48 5H47V8L50 10V9H55L56 7H57ZM199 10H201V8H199ZM206 11H208V12H211L212 14H213V16L220 22V24H221V30L223 31V32H226V33H228V34H230V35H233V36H235L234 34H231V33H229L225 28H224V25H223V23L221 22V20H220V18L214 13V12H212V11H210V10H207L206 9ZM183 18L184 19H186V17L185 16H183ZM201 22V21H200ZM202 23V22H201ZM203 25H204V23H202ZM93 27H96V25L94 24L93 25ZM220 41H221V39H220ZM222 42V41H221ZM243 42H245V41H243ZM222 45H223V43H222ZM81 47H83V49L81 50ZM86 47H87V45L86 44H83V45H78L77 46V48H78V51H80V52H82L83 54H84V56L86 57V58H89L90 57V52L89 51H87L86 50ZM221 49V48H220ZM68 50H69V52H72L73 50H72V47H68ZM221 52H222V50H220ZM223 53V52H222ZM224 54V53H223ZM229 56H232V55H230L229 54ZM236 57V56H235ZM80 57L78 56V55H75L74 57H73V61H79L80 59H79ZM237 59H239L240 61H246V58L243 56V55H238L237 56ZM262 61V60H261ZM68 68V67H67ZM68 71H69V69H67ZM70 72V71H69ZM193 81H195V79L193 80ZM52 89H53V86H51L50 87V91H52ZM168 107H170V109H175V108H177L178 107V105H170V106H168ZM169 109V110H170ZM46 129V126H44V130ZM185 142V141H184ZM150 156V155H149ZM151 157V156H150ZM151 159L153 160H155V162H158L155 158H154V156H152L151 157ZM6 162L7 161H5L4 162V164H6ZM172 163V162H171ZM4 164L2 165V166H4ZM1 166V167H2ZM182 172H185V173H188V172H186L184 169H179V176H180V174L182 173ZM189 175H194V176H196V177H199L198 175H195V174H192V173H188ZM179 176L176 178V179H174L172 182H171V184L173 183V182H175L178 178H179ZM199 179L201 180V181H203L204 183H205V186H206V188H208V189H210L208 186H207V184H206V182L203 180V179H201L200 177H199ZM232 179L230 180V183H232ZM187 183H189V184H194V185H197L196 183H191V182H187ZM127 186H128V183L126 184ZM184 187V185H182V186H180V187H178V188H173L172 189V192H174L175 190H178V189H180V188H183ZM226 186H224V187H218V188H214V189H223V188H225ZM31 188V187H30ZM33 188V187H32ZM226 188H228V187H226ZM153 189V188H152ZM197 189L199 190V195L196 197V198H194L193 199V201L188 205V206H186V207H183V210H185V208H187V210H185V211H180V213L177 215V216H179V220H178V222L176 221V219H175V217H169L170 219H172L173 221H174V231L172 232V233H174L175 232V230L176 229H179V231L181 232V230H180V223H181V219H182V217H183V215L187 212V211H189V210H191V209H193L194 207H196L197 206V203L199 202V201H201V200H203V199H205V198H214V199H218V200H222L221 198H218V197H201V194H202V191L199 189V187L197 186ZM214 189H210V190H214ZM151 193V192H150ZM153 199V198H152ZM151 199V200H152ZM151 200H149V201H151ZM178 200V199H177ZM149 201H147V202H149ZM143 203H144V201H142ZM181 215V216H180ZM160 216H154V217H146V218H140V219H142L144 222L142 223V224H144V223H148V222H152V221H155L157 218H159ZM161 217H165L164 216V214L163 215H161ZM131 219H133V218H130V220ZM182 233V232H181ZM170 235V234H169ZM168 235V236H169ZM182 235H184L183 233H182ZM131 238H132V236H131ZM176 241H178V240H176ZM251 241V239L249 240L248 239V243ZM247 242L245 243V245L247 244ZM181 243V242H180ZM136 244H137V242L136 241H116V242H114V245H112V249H111V252L110 253H114L116 250H118L120 247H129V248H132V249H134V250H136L135 249V246H136ZM142 245H144L145 247H147V246H154L153 244H147V243H145V242H143L142 243ZM181 245H182V243H181ZM146 253H148L147 251H146ZM247 257V256H246Z\"/></svg>",
    "mask_w": 264,
    "mask_h": 264
},
{
    "label": "crops",
    "instance_id": "0c3cea01",
    "mask_svg": "<svg viewBox=\"0 0 264 264\" xmlns=\"http://www.w3.org/2000/svg\"><path fill=\"white\" fill-rule=\"evenodd\" d=\"M155 221H156V220H155ZM148 223H149V222H148ZM138 243H139V242H138ZM138 243H137V244H138ZM141 243H143V242H141ZM139 244H140V243H139ZM136 252H137V251H136ZM138 252H139V251H138ZM138 252H137V256L140 255V252H139V253H138ZM137 256H136V257H137ZM153 257H156V255H155V256L153 255Z\"/></svg>",
    "mask_w": 264,
    "mask_h": 264
}]
</instances>
